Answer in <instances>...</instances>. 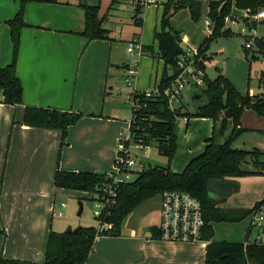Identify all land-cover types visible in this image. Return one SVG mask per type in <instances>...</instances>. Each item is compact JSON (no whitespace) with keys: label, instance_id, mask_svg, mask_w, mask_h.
Here are the masks:
<instances>
[{"label":"crops","instance_id":"1","mask_svg":"<svg viewBox=\"0 0 264 264\" xmlns=\"http://www.w3.org/2000/svg\"><path fill=\"white\" fill-rule=\"evenodd\" d=\"M23 20L26 27L20 33L15 65L22 104L0 103V257L40 264L49 232H54L52 209L57 199L79 195L56 188L55 172L107 174L113 169L118 124L110 115L99 114V102L114 54L110 41L88 42L80 36L84 13L74 4L29 3ZM0 58V67L8 64ZM78 93L82 103L84 95L89 97L91 111L69 127L63 146L59 131L22 124L26 106L63 111ZM240 126L245 130L241 119ZM234 180L239 190L228 201L248 192L250 208L264 198V176ZM160 201L158 195L134 209L123 221L119 236L96 238L85 264H204L205 242L152 238V229L158 230Z\"/></svg>","mask_w":264,"mask_h":264},{"label":"trees","instance_id":"2","mask_svg":"<svg viewBox=\"0 0 264 264\" xmlns=\"http://www.w3.org/2000/svg\"><path fill=\"white\" fill-rule=\"evenodd\" d=\"M122 1L112 0L108 10L114 9ZM202 1L166 0L163 4L160 28L153 35L154 44L152 47H144L145 51H150L155 58L163 63L158 89L162 90L166 87L171 78L169 71H175L176 61L183 53L179 33L169 26V12L172 10L174 14L181 9H187L191 19L197 21L201 15ZM29 3L55 4L57 0H20L18 12L12 19L5 22L9 28L13 47L12 62L0 67V103L6 105L22 104L23 89L15 74V65L20 33L26 27L23 20L24 9L25 5ZM233 6L241 12L254 14L264 9V0H208L207 17L213 23V27L210 37L198 48V54L206 51L209 43L216 38L228 36L222 32L223 21L225 17H230ZM78 7L84 13V29L80 33L81 37L88 42L113 41L109 36L110 31L102 26L106 16L99 17V5L79 3ZM142 11L140 6L133 7V25L139 29L143 26ZM257 44L259 52L263 53L264 40H259ZM199 66L204 69L202 64ZM203 84L204 87L199 98L204 95L206 102L199 106L194 114L188 115V118L190 116L210 119L213 125L220 122V134H223L227 127L231 126L229 137L222 144H217L213 127V134L205 141L202 153L193 157L180 173L171 171L169 165L167 167L148 165L147 168L143 165L133 180L112 187L115 198L112 205L106 208L102 215L103 222L112 226L110 231H104L98 237L93 227H79L76 232L69 234L50 231L45 259L40 264H85L93 250L96 238L119 236L123 221L134 209L167 191L187 193L200 202L204 222L200 241L206 243L204 264H264V245L250 242V231L247 232L243 243L215 242L213 241L214 230L212 227V223H238L244 220L264 206V199L257 202L250 210L221 209L218 205L223 203L226 198L222 197L217 201L209 196L207 189L209 180L264 176V173L261 172V168L264 167V162H261L264 152L258 149L239 150L232 147L235 139L245 132L240 126L244 109H253L262 115L264 106L260 99H257V104H251L249 95L242 96L219 70L213 80H209L205 75ZM135 97L138 98L140 109L132 110L134 116L129 123V134L132 141L134 143L141 141L142 144L149 146L156 142L158 152L167 156L170 162L176 150L173 133L174 120L181 114L177 110H170L161 91L150 98L144 97L143 94L135 95ZM227 110H229V118H225L224 115ZM84 116L82 113L26 106L22 124L59 131L61 133L60 144L63 146L69 127L75 125ZM162 148L165 149V152ZM106 184H111L106 174L57 170L54 175L56 188L89 193L96 195L97 198L102 196V188ZM95 200L93 197L92 201ZM151 235L153 239H158V230L153 228ZM0 264L37 263L0 257Z\"/></svg>","mask_w":264,"mask_h":264},{"label":"rangeland","instance_id":"3","mask_svg":"<svg viewBox=\"0 0 264 264\" xmlns=\"http://www.w3.org/2000/svg\"><path fill=\"white\" fill-rule=\"evenodd\" d=\"M58 1L74 4L76 8H79L77 6L79 3L99 5L100 16H106L107 21H104L103 27L110 31L111 37L115 38L111 41L114 59L109 63L107 85L105 86V91L99 102L101 107L99 108V114L103 113L102 115L106 117L110 115L115 119L119 129L118 139L122 141L128 140L132 109L130 103L126 101V95L131 91L125 87L124 78V66L129 59L126 52L127 43L131 42L134 37L138 39L144 47L153 46V35L160 28V21L163 16V4L166 0H157L158 4L150 5L143 9L141 14L143 26L141 29L133 25V6L129 3L130 0H123L121 4L114 7L115 10H108L112 0ZM26 6L27 5H25V8ZM19 8L20 0H0V57L6 58L7 61H9L8 64L13 60V47L5 21L12 18L14 14L18 12ZM207 15L208 2L206 0L202 2L201 15L197 21L191 19L189 11L186 9H181L174 14L172 10H170L168 15L169 26L179 33L182 39L183 50L190 49L196 51L210 37L211 32H209L206 26V21L208 19ZM230 18L239 22L238 32L236 34H231L229 31H226L224 33L228 34V36H221L211 41L207 50L202 54H198L196 51L194 57L196 65L194 68L202 70L209 80H213L217 75V70H219L242 96L256 95L259 93L264 83V79L262 78L264 74V51L263 54H261L257 44L258 41L252 40L251 52L248 57H245V41L240 36V21H242L243 14L233 6ZM257 34L258 38L264 37V26L257 25ZM199 64H202L204 69L201 68ZM110 65H115L117 68L111 67ZM162 72V61L155 58L154 54L152 55L150 51H145V55L140 58L137 68V80L140 84L138 88L135 82L136 88L153 90L156 86L158 92H165L171 87L174 78H170L164 89H158ZM185 80H188V78H185ZM203 87L204 84L200 87H187L181 93V102L175 104L173 108L169 105L170 110H177L181 114L176 117L173 125V133L176 142L174 156L169 162L167 156L158 152L157 143L153 142L150 144L146 155L140 160L145 168H147L148 165L158 167H167L169 165L171 171L180 173L188 163V159L202 153L205 141L213 134V127L217 144H222L229 137L232 130L231 126H228L223 134H220V122H216L215 125H213L210 119L192 118L190 116L188 118V115L194 114L197 108L206 102V97L204 95L199 98ZM78 92H80V89H78ZM196 96H198V98H196ZM83 97L85 98L83 99V103L81 102L82 99H80L79 93L75 97V100L70 97L69 102L66 104V110L63 111L87 115L91 111L92 103L88 101V96L84 95ZM241 117L242 125L246 131L235 139L232 147L239 150L258 149L264 152V133L261 132L264 129V118L253 109H244ZM184 118L188 121L187 125L184 124ZM119 140H117L116 145L115 162L117 161ZM130 151L134 154L139 153L138 147L132 142H130ZM261 162H264V157H262ZM138 170L139 169H136V171ZM134 178L135 174L132 176V180ZM78 193L79 195L77 198L57 199L55 205L56 210L60 209L61 201L66 203L68 208L64 210L65 217H56L53 219L54 232L55 229H60L58 230L60 232L56 233H63L68 227L72 229L77 227H93L95 230L98 229V223L94 215V211L96 210L95 202L92 201L93 197L98 199L97 196L83 192ZM218 197L219 196H215L216 199H218ZM233 198L234 199H230L229 201L226 199L221 203V209L250 210L257 203L255 202L248 208L252 198L248 192L239 194ZM263 199L264 198L261 200ZM79 204L82 206L81 212ZM71 217L75 219L72 222ZM66 223L69 225L63 228ZM250 224L251 216H248L238 223H212L214 230L213 241L243 243L247 232L250 231L249 241L251 242L256 230L251 229Z\"/></svg>","mask_w":264,"mask_h":264},{"label":"built area","instance_id":"4","mask_svg":"<svg viewBox=\"0 0 264 264\" xmlns=\"http://www.w3.org/2000/svg\"><path fill=\"white\" fill-rule=\"evenodd\" d=\"M129 3L133 7L140 6L144 9L150 5L158 4V1L130 0ZM242 13L243 18L242 21H240V36L245 41L244 50H249L250 54L252 40H264V37L258 38L257 34V25H260L259 23L264 20V9L259 10L254 14H250L249 12ZM252 22L255 23V27L251 25ZM223 24L222 32L229 31L231 34H236L238 32L239 22L232 20L229 16L224 18ZM206 26L208 27V30L211 31L213 23L207 19ZM196 51L190 49L183 50V53L176 61L175 71H169V77L174 79L171 83V87H169V89L162 94L171 108H173L175 104L181 102V93L187 87H200L203 85V78L205 77V74L202 70L194 68L196 65L194 60ZM126 52L129 59L125 65V87L131 91L126 95V101L130 103L131 109L136 111L140 109V104L135 95L143 94L144 97L150 98L159 92L156 86L153 90L149 89L144 91L136 88L135 82L137 80V68L140 58L145 55L144 47L140 41L133 38L131 42L127 43ZM185 78H188V80H185ZM262 78L264 79V74ZM249 97L251 99V104H257V99H260L264 106V83L258 94L249 95ZM133 116L134 114L131 119H133ZM261 116L264 118V111ZM184 124H188L186 118H184ZM130 142L138 147V154H134L130 151ZM148 149L149 145H144L141 141L134 143L130 134L128 140H119L117 148V161L113 166V170L106 174L107 179L111 181V184L104 185L102 188V196L94 201L96 208L94 215L98 223V229L96 230L97 237L102 232L110 231L112 229V226L103 222L102 219L103 211L112 205L113 199L115 198V193L112 187L114 185L130 182L132 180V176L139 172L142 168L143 165L140 160L146 155ZM136 169L139 170L136 171ZM160 199L158 239L168 242H201L200 235L204 222L202 219V208L200 202L187 193L177 191L164 192L160 195ZM66 208V203H60V209L56 210L53 207L52 216L55 218L65 217L64 210ZM250 216V228L256 230L254 238L251 242L264 245V206L254 211Z\"/></svg>","mask_w":264,"mask_h":264},{"label":"water","instance_id":"5","mask_svg":"<svg viewBox=\"0 0 264 264\" xmlns=\"http://www.w3.org/2000/svg\"><path fill=\"white\" fill-rule=\"evenodd\" d=\"M260 25H264V20L259 23ZM251 25L255 27V23L252 22ZM245 57H248L249 50H244ZM198 98V96H196ZM225 118H229V110L225 112ZM165 152V149L162 148ZM261 172L264 173V167L261 168ZM207 189L209 191V196L214 198L215 200L219 201L222 197H230L234 192H237L239 190L238 182L234 179H220V180H209L207 184ZM215 196H219L218 199L215 198ZM80 205V212L82 210V206ZM79 212V214H80ZM78 214V215H79ZM79 229V227L75 229H71L70 227L64 232L66 234L76 232Z\"/></svg>","mask_w":264,"mask_h":264}]
</instances>
